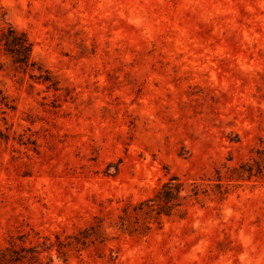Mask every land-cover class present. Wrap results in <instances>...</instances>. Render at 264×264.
Returning <instances> with one entry per match:
<instances>
[{"label": "rangeland", "instance_id": "obj_1", "mask_svg": "<svg viewBox=\"0 0 264 264\" xmlns=\"http://www.w3.org/2000/svg\"><path fill=\"white\" fill-rule=\"evenodd\" d=\"M0 264H264V0H0Z\"/></svg>", "mask_w": 264, "mask_h": 264}, {"label": "trees", "instance_id": "obj_2", "mask_svg": "<svg viewBox=\"0 0 264 264\" xmlns=\"http://www.w3.org/2000/svg\"><path fill=\"white\" fill-rule=\"evenodd\" d=\"M29 45L27 40L16 42V51H27ZM45 81L49 80L45 78ZM199 190V184H187L179 177L173 176L161 186L153 198L142 202V206L146 207L148 213L156 211L157 216H161L162 214L170 216L172 212L182 208L188 199L198 197Z\"/></svg>", "mask_w": 264, "mask_h": 264}]
</instances>
